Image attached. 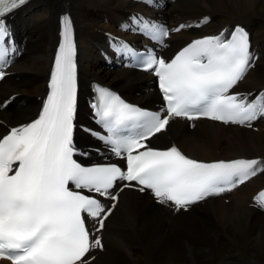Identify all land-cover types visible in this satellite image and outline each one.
I'll return each instance as SVG.
<instances>
[{"label": "snow or ice", "instance_id": "1", "mask_svg": "<svg viewBox=\"0 0 264 264\" xmlns=\"http://www.w3.org/2000/svg\"><path fill=\"white\" fill-rule=\"evenodd\" d=\"M26 3L0 0V43L9 35L6 15ZM207 21L206 17L201 23ZM61 23L50 91L38 117L0 138V259L10 264H86L82 258L91 247H100L101 241L97 237L90 243L83 214L103 217L98 220L102 228L111 209L82 194L85 189L110 195L115 182H136L142 186L140 191L151 190L158 202L171 201L179 210L231 191L264 170V162L256 159L206 163L186 157L175 146L155 150L145 143L175 117L243 125L264 115L261 97L249 102L230 92L252 60L248 34L239 26L228 37L220 33L196 39L171 60L149 55L143 61L144 70L158 77L166 105L163 115L143 111L99 89L97 115L108 132L100 139L126 162V170L116 164L82 166L73 158L76 65L72 26L67 16ZM142 29L154 39L169 35L163 26L149 22ZM5 55L0 47V60ZM259 197L264 198V192ZM257 204L264 207V199Z\"/></svg>", "mask_w": 264, "mask_h": 264}, {"label": "bare ground", "instance_id": "2", "mask_svg": "<svg viewBox=\"0 0 264 264\" xmlns=\"http://www.w3.org/2000/svg\"><path fill=\"white\" fill-rule=\"evenodd\" d=\"M158 11L170 24L210 15L208 29L242 23L252 33L261 56L239 91L264 88V0H172ZM127 0H36L16 16L15 30L23 55L0 83V102L18 94L15 104L0 111L9 125L27 121L37 108L34 96L45 91V80L57 39L59 15L70 11L80 49L81 83L114 87L135 102L156 101L151 77L101 62L98 47L103 31L113 30L125 10L140 7ZM192 36L180 32L176 41ZM173 47V46H171ZM5 130L0 126V134ZM187 155L203 159L264 158V123L259 129L224 126L211 120L189 125L173 118L165 136ZM264 185V173L228 197L206 200L188 213L171 214L138 187L124 189L114 212L106 219L105 252L89 264H264V213L253 209L250 196ZM0 264H8L1 262Z\"/></svg>", "mask_w": 264, "mask_h": 264}, {"label": "rangeland", "instance_id": "3", "mask_svg": "<svg viewBox=\"0 0 264 264\" xmlns=\"http://www.w3.org/2000/svg\"><path fill=\"white\" fill-rule=\"evenodd\" d=\"M101 66L103 67V66H105V65H102V64H101ZM155 203H156V202H155Z\"/></svg>", "mask_w": 264, "mask_h": 264}]
</instances>
